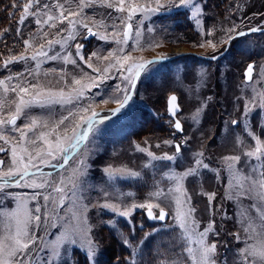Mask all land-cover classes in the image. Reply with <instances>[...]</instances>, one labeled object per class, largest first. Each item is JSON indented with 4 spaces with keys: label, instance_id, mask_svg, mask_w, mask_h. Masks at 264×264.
Listing matches in <instances>:
<instances>
[{
    "label": "snow or ice",
    "instance_id": "6c2138e0",
    "mask_svg": "<svg viewBox=\"0 0 264 264\" xmlns=\"http://www.w3.org/2000/svg\"><path fill=\"white\" fill-rule=\"evenodd\" d=\"M206 7L205 0H166L164 3L162 0H10L8 5L0 4V13L7 12L10 21L15 20L17 11L20 12L14 36L22 41V50L14 52L19 45L14 43L13 47H9L6 39L7 34L12 32L11 27L0 30V40L4 41L7 51V55L0 53V68L10 71V66L15 64L25 66L23 71L10 72L0 79V142L7 146H0V153L10 152L11 160L6 170L5 161L0 160V264H70V257L65 256L71 246L79 247L88 264H98L100 246L95 240L96 225L87 214L90 206L98 208L101 213H112L113 217L101 219L100 225L114 230H119L115 216L125 218L134 230L131 218L137 209H146V216L150 220L165 221L171 215L174 225H167L166 229L174 235L168 244L161 243L153 249L152 264H264V65L259 66L257 79L253 78L257 68L255 62L248 63L244 70L241 89L244 95L237 97V102L244 99V108L237 118L230 120L234 128L242 126V130L235 137L236 150L219 157L220 168L211 166V158L206 155L203 144L190 156L185 154L192 138L188 135L178 138L177 134H183L185 129L181 119L177 118L180 109L177 96L173 94L168 97L167 111L172 117L169 124L174 131L170 138L155 144L156 149L164 146L173 151L157 153L150 147L135 143V151L146 156L141 169L127 165L106 166L103 171L108 178V187L99 189L101 196L95 204L84 203L81 195L80 178L87 171L86 159H80L65 174L70 156L79 153L80 147L102 119H108L104 117L98 120L100 114L90 105L77 107L84 99L86 90L99 88L105 79L110 78V69L117 68L126 84L123 89L117 86V91H122L124 98L117 100L118 107L111 115L122 114L131 99V89L136 87V80L142 74L149 73L160 60L167 59L158 56L153 60H143L126 53L124 45H128L130 37L134 41L133 50L142 48L139 24L143 23V18L160 11L184 8L189 13L188 19L202 36L196 46L211 48L212 60L217 59L216 53L224 55L229 51V48H225L221 52L220 45L230 47L235 37L247 35L236 23L221 29L223 36L217 35L215 26L203 28ZM138 14L142 18L136 22L134 18ZM29 18L35 28L25 36ZM258 31L264 32V27L257 25L248 28V33ZM93 37L114 41L118 46L103 57L108 63L102 71L92 63L93 58L101 59L98 52H92L86 59L82 52L85 45L79 42L75 43V53L68 50L70 41ZM56 45H59L60 51L52 54ZM64 52L67 54L62 55ZM56 60L74 67H79L82 62L97 75L93 77L84 73L88 81L85 83L84 77L77 78L73 74L69 85V74L61 69L60 79L64 80V86L59 89L46 87L38 79L35 83L28 79L38 77L41 62ZM43 75L47 76L48 72ZM197 76L198 90L199 85L206 81V70H201ZM66 88L68 91H65ZM249 91L251 95H248ZM54 105H72L75 111L68 110V115H62L55 121L33 115L23 128L17 126V120L31 109L50 110ZM205 106L206 101H201L192 114L193 123L199 124ZM5 109L8 111L5 112ZM257 115L261 119L259 131L251 122ZM77 117L79 122L69 128L68 122ZM148 143L144 141L145 145ZM44 169L51 171L45 172ZM206 172L214 173L221 183L225 179L222 174L227 173L225 200L239 202L243 197L252 202L248 209L240 205L237 214L239 227L227 233L235 243L227 241L222 235L224 229L217 225V217L221 221L229 217L223 202L219 205L214 203L217 192L204 189ZM147 173H150V180ZM117 179L149 185L150 190L139 202L134 193L123 192L117 187ZM194 180L200 181L197 194L207 200L209 218L206 223L197 218L198 209L186 187V183ZM12 187L32 189V192L7 191ZM8 197L15 201L14 208L4 206ZM66 200L69 201L68 205H65ZM29 201H34L32 207H29ZM251 209H255V216L250 214ZM61 212H64V216L60 215ZM56 221L64 222L66 226L60 236L49 240L48 230L56 227ZM157 231L156 228L152 229V233ZM152 233H145L141 241L133 245L131 264H139L132 258ZM120 235L123 237L122 243L129 246L131 233L120 232Z\"/></svg>",
    "mask_w": 264,
    "mask_h": 264
},
{
    "label": "rangeland",
    "instance_id": "374dc122",
    "mask_svg": "<svg viewBox=\"0 0 264 264\" xmlns=\"http://www.w3.org/2000/svg\"><path fill=\"white\" fill-rule=\"evenodd\" d=\"M259 1L263 2L264 0ZM164 2L166 0H162V3ZM205 3L207 7L204 10L202 27L211 29L215 26L218 36L224 34L221 29H225L233 23L240 24V30L242 31L257 25L264 27V4L259 6L253 0H205ZM89 14H91L90 10ZM188 15L189 13L184 8H180L173 11H160L143 18V23L139 24L142 33L139 38L142 48L133 50L134 41L130 37L128 45H124L126 53L143 60H150L158 56H165L170 59L179 54L175 53V50H183L180 53L194 52L198 56L210 58L213 55L211 48L196 46L201 41L202 36L196 30V26L188 19ZM19 16L20 12H18V19ZM141 18L138 14L134 21L138 22ZM241 21H243V24H241ZM26 25L25 36L28 31L35 28V25L31 23V18L26 21ZM62 27L67 26L63 25ZM15 28L12 27V31H15ZM77 42L85 45L82 52L86 59L94 51L100 54L101 59L93 58L92 63L94 67H98L101 71L108 63V61L103 60V57L107 56L109 51L118 47L114 41H102L97 38L85 41L78 38L77 41L69 42L71 47L68 50L72 53H75V43ZM16 43L19 46L15 47L14 52L18 53L22 50V41L19 43V40H17ZM7 44L12 47L8 39ZM156 44L160 46L156 47ZM219 48L223 52L226 45H220ZM228 48L227 53L218 61L210 64L207 61L185 56L173 62L157 63L149 73L141 75L136 82V87L133 89L128 105L122 110V114L118 113L111 119L98 123L94 133H90L89 139L80 147L79 153L72 156L66 166L65 174L71 171L80 159H86L87 171L80 178L82 183L81 195L84 203L91 202V204H95L101 196L99 189L108 187V178L103 171L106 166L120 167L121 165H127L136 170L141 169L146 156L135 151V143L150 147L152 151L157 153L174 150L164 146L161 149L155 148V144L170 138L173 132L169 121L162 112L165 100L170 93L177 96L178 106L181 109L178 118L181 119L185 129L183 134H177L178 138H182L183 135L192 138L185 154L190 156L192 151L197 150L203 144L206 147V155L211 158V166L213 168L221 167L219 157L236 150L235 137L241 134L242 130V126L234 128L230 124V120L237 118L244 108L243 98L237 102V97H243L244 95L241 90L244 70L248 63L255 62L257 68L253 73V78L257 79L260 71L259 66L264 65V33L238 38L232 41ZM0 50L4 55H7L3 40L0 42ZM56 51H60L59 45L54 47L52 54H55ZM63 54H67V52ZM216 55L219 56V53H216ZM24 67L23 64H15L10 66V71L0 68V79L8 76L10 72L23 71ZM53 69L55 71H51ZM61 69L69 74V85L73 74L77 78L84 77V73L93 77L97 75L82 62L79 67H74L73 65H65L61 60H56L41 62L38 77H29L28 79L32 83H35L38 79L46 87L59 89L64 86V80L60 79ZM201 70H206L207 78L199 85L197 90V80L199 79L197 73ZM45 72H48L47 76L43 75ZM109 75L110 78L105 79L99 88L93 87L86 90L84 99L77 107L90 105L91 109L96 112L101 111L102 116L107 115L106 112L110 109L117 107V100L124 98L123 92L117 91V86L119 85L123 89L126 82L122 79L117 68L110 69ZM83 82H88L87 77H84ZM97 83H99L98 80ZM258 87L260 86L258 85ZM65 91H68V89L66 88ZM248 95H251L250 91ZM201 101H206V106L200 115L199 124H195L192 120V114L200 106ZM68 110L75 111L72 105H54L50 110L33 108L27 115H22L17 120V126L23 128L24 124L33 115L43 116L46 119L50 118L53 121L59 120L62 115H68ZM7 111L8 109H5V112ZM149 113L153 115L151 121H148L146 117ZM83 114L80 113V115ZM88 114L90 115L91 112ZM77 122H79L78 117L68 122L69 128ZM251 122L259 131L260 116L257 115ZM166 125H169V127ZM69 134H71L70 131ZM145 140L149 141L148 145L144 144ZM0 146L7 147L2 142H0ZM0 158L5 161L4 169L6 170L11 163L10 152L0 153ZM177 170H182V168ZM44 171L51 170L44 169ZM147 175L150 180V173H147ZM222 175L225 177L223 183L216 180L214 173L206 172L203 178V187L207 191L217 192L215 204L219 205L223 202L229 218L221 221L217 217V225L224 229L222 233L224 238L230 243H235L227 233L234 232L239 227L237 214L240 205L248 209L252 202L243 197L239 202L225 200L227 173ZM116 184L121 191L134 193L136 200L139 202L144 200L146 193L150 190L149 185L131 180L117 179ZM186 187L193 197L194 206L198 209L197 218L206 223L209 218L206 211L207 200L206 197L197 194L200 191V181L194 180L186 183ZM7 191L30 194L32 189L12 187ZM41 203H43L42 200ZM68 203L69 201L66 200L65 205H68ZM33 204L34 201H29V207H32ZM4 206L9 209L14 208L15 201L8 197L4 201ZM144 212H146V209H137L134 212L131 218L134 230L125 218L115 216L119 230H114L109 226L100 225V220L112 218V213H101L98 208L89 207L87 214L90 221L96 225L94 229L95 240L99 242L100 246V252L97 256L98 264H131L130 253L133 251V245L138 244L145 233H152V229L156 228L159 231L152 233L136 250L137 255L132 258L139 261V264H152L153 249L161 243L168 244L170 238L174 235L172 231L166 229L167 225H174V221L170 215L167 222L162 225H148L144 218ZM250 214L255 216V209H251ZM60 215L64 216V212H61ZM65 226L64 222L56 221V227L48 230L47 238L55 240L64 231ZM120 232L131 233L129 246L122 243L123 237ZM63 247L61 248L62 251ZM68 257H70V264H88L85 254L79 250L78 246L68 248L65 258Z\"/></svg>",
    "mask_w": 264,
    "mask_h": 264
},
{
    "label": "trees",
    "instance_id": "16d2710c",
    "mask_svg": "<svg viewBox=\"0 0 264 264\" xmlns=\"http://www.w3.org/2000/svg\"><path fill=\"white\" fill-rule=\"evenodd\" d=\"M253 1H254V3L258 4L259 6H263V4H264V1L263 2L259 1V0H253ZM0 4L8 5V4H10V0H0ZM18 12L19 11L16 12V20H12V21L9 20L7 12L0 13V30H3L5 27H11V29H12V27H17L16 21L18 20ZM14 33H15V31L13 30L11 33L7 34V39L9 41L10 45H12V47H13V44L16 43V41L18 40L17 38H15ZM0 42H1V40H0ZM19 43H20V41H19ZM0 53H2V50H0Z\"/></svg>",
    "mask_w": 264,
    "mask_h": 264
},
{
    "label": "flooded vegetation",
    "instance_id": "af4514ba",
    "mask_svg": "<svg viewBox=\"0 0 264 264\" xmlns=\"http://www.w3.org/2000/svg\"><path fill=\"white\" fill-rule=\"evenodd\" d=\"M180 54H183L182 56H180V57H185V56H187V57H191V58H193V59H197V60H200V61H207L209 64L211 63V62H216V61H218L221 57H219V58H217V59H215V60H207V57H202V56H198L196 53H194V52H190V53H180ZM180 57H172L171 59H168V60H166V61H164V62H158V63H165V62H173V61H175L176 59H178V58H180ZM170 94H174V93H170ZM169 94V95H170ZM167 99L165 100V103H164V107H163V109H162V112H164V114H165V116H166V119L169 121L171 118H169V116H168V114H167ZM179 109H180V107H179ZM101 112V111H100ZM181 113V109H180V111L177 113V118H178V115ZM100 116H102V112L100 113V115H99V117ZM147 120L148 121H151L152 120V118H153V115L152 114H147ZM98 118V117H97ZM166 126H168L169 127V125H166ZM171 127V126H170ZM167 128V127H166ZM171 130L172 131H174V129H172L171 128ZM178 135H181V134H178ZM3 154H5V153H3ZM72 158V156L70 157V159ZM69 162H70V160H69Z\"/></svg>",
    "mask_w": 264,
    "mask_h": 264
},
{
    "label": "water",
    "instance_id": "95a60500",
    "mask_svg": "<svg viewBox=\"0 0 264 264\" xmlns=\"http://www.w3.org/2000/svg\"><path fill=\"white\" fill-rule=\"evenodd\" d=\"M246 33H247V35L248 34H251V33H248V31H245ZM258 32H260V31H258ZM258 32H255V33H258ZM237 38H240V37H235L234 39H237ZM90 39H92V38H89L88 40H90ZM233 39V40H234ZM88 40H85V41H88ZM228 46L229 45H226V48H228ZM181 55H183V54H180V55H178V56H181ZM210 59V58H209ZM153 60V59H152ZM212 60V59H211ZM160 61H163V60H160ZM136 82H137V80H136ZM132 92H133V89H131V95H132ZM171 95H173V94H171ZM175 95V94H174ZM170 96V95H169ZM167 100H168V98H167ZM177 104H178V102H177ZM118 107V106H117ZM116 107V108H117ZM167 107H168V105H167ZM116 108H114V109H116ZM113 109V110H114ZM113 110H111L110 112L112 113V111ZM167 114H168V116L170 117V115H169V113H168V111H167ZM108 118L109 117H111V116H107ZM102 118H104V117H102ZM101 117H98L97 119H102ZM171 119H172V117H170ZM144 218H145V220L147 221V223H149V224H154V223H159V224H162V223H165L166 221H167V219H168V217H167V219L165 220V221H159V220H150V219H148L147 218V216H146V212H144Z\"/></svg>",
    "mask_w": 264,
    "mask_h": 264
},
{
    "label": "bare ground",
    "instance_id": "6f19581e",
    "mask_svg": "<svg viewBox=\"0 0 264 264\" xmlns=\"http://www.w3.org/2000/svg\"><path fill=\"white\" fill-rule=\"evenodd\" d=\"M15 20H16V18H15ZM5 22V21H4ZM183 51V50H182ZM181 50H175L174 52L175 53H180V52H182Z\"/></svg>",
    "mask_w": 264,
    "mask_h": 264
}]
</instances>
